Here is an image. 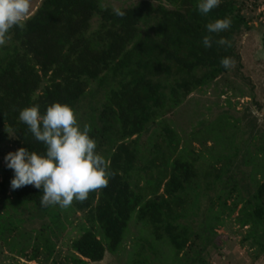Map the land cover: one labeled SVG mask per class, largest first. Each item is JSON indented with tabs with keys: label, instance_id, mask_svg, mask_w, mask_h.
Masks as SVG:
<instances>
[{
	"label": "trees",
	"instance_id": "1",
	"mask_svg": "<svg viewBox=\"0 0 264 264\" xmlns=\"http://www.w3.org/2000/svg\"><path fill=\"white\" fill-rule=\"evenodd\" d=\"M166 1L174 8L141 2L119 10L124 14L117 16L98 0H42L2 38L0 129L12 132L16 150L24 147L42 153L45 149L19 120L21 109L35 105L43 113L48 105L60 102L76 112L91 83L110 90L92 124L99 131L120 125L119 139L106 159L111 173L107 185L75 202L89 229L71 244L74 264L100 263L107 250L117 251L133 214L157 241H166L178 257L185 256L186 264H211L208 248L215 247L218 234L203 231L211 229L212 220V229L223 227L225 217L233 215L240 229L248 231L247 239L264 253V172L235 182L230 189L221 180H203L194 163L197 159L181 158L187 155L185 148L180 153L179 137L169 125L163 127L169 113L230 70L221 66L222 58L230 57L232 67L240 65L237 38L249 24L235 0L219 2L207 15L198 13L199 0ZM96 17L100 22L93 30ZM225 17L231 21L227 30L206 32L207 23ZM205 35L213 41L210 48L202 45ZM220 38L228 44L216 43ZM155 125L161 126L156 142L150 133ZM96 133L93 129L89 136ZM146 133L152 137L150 150L138 147ZM8 171L5 164L4 180ZM139 174L145 186L138 191L132 181ZM0 190V196H7L5 181ZM202 191L206 205L200 214L194 208ZM10 194L12 204H33L41 212L55 207H42V192L32 185L12 189ZM198 221L205 223L201 231ZM97 229L102 230L107 247ZM139 248L146 250L141 244Z\"/></svg>",
	"mask_w": 264,
	"mask_h": 264
},
{
	"label": "rangeland",
	"instance_id": "2",
	"mask_svg": "<svg viewBox=\"0 0 264 264\" xmlns=\"http://www.w3.org/2000/svg\"><path fill=\"white\" fill-rule=\"evenodd\" d=\"M41 1L30 0L26 17ZM98 1L104 10L113 11L131 8L141 2H149L153 7L174 8L166 0ZM235 1L249 24L237 38L240 65H234L215 82L193 93L179 109L169 113L162 124L163 127L169 125L179 137L180 153L185 148L187 155L179 154L180 157L193 162L197 159L194 163L201 179L221 180V185L226 182L228 189L235 182L255 179L264 172V60L257 58V53L264 50V0ZM99 22V17L93 20V30L98 28ZM109 91L107 85L101 88L99 82L91 83L87 96L74 111L78 124L81 127L88 125L89 135L91 130H98L92 139L96 142V151L105 160L117 144L120 125L107 129L108 135L107 130L101 128L99 131L92 123L101 113L98 110L102 109ZM152 128V141L156 142L161 126ZM149 137V133L143 135L139 149L152 148V142H149L152 137ZM13 142L12 132L0 129V184L5 181L8 191L7 196H0V264H74L75 253L71 244L89 229L88 223L77 210L75 199L69 207L55 206L50 212H41L33 204H12L8 200L13 171L9 169L7 181L4 180V156L16 150ZM140 178L139 174L138 180L132 181L138 191L139 186H145ZM203 196L202 191L200 202L194 208L200 214L205 211ZM235 216L225 217V225L217 230L212 229L214 220L209 231L204 229L205 223L198 221L203 233L208 232L214 237H217L215 233L218 234L215 247L208 248V261L211 264H264V253L256 242L247 239L248 231L240 229ZM97 230L99 239L107 247L102 230ZM140 244L145 246V251L140 250ZM168 246L166 241H157L150 229L139 222L137 214H133L118 250H107L102 262L88 264L187 263L185 256L178 257Z\"/></svg>",
	"mask_w": 264,
	"mask_h": 264
},
{
	"label": "clouds",
	"instance_id": "3",
	"mask_svg": "<svg viewBox=\"0 0 264 264\" xmlns=\"http://www.w3.org/2000/svg\"><path fill=\"white\" fill-rule=\"evenodd\" d=\"M219 0H199L197 11L207 15L217 7ZM30 10V0H0V44L11 28L19 27ZM116 10L115 15L123 16ZM231 21L225 17L205 25L209 34L220 33L230 27ZM202 45L210 48L213 41L210 35L202 37ZM219 45L228 41L220 38ZM264 60V50L257 53ZM230 57L220 60L223 68L233 65ZM19 120L45 149L42 153L21 147L4 156L6 167L13 171L10 186L13 190L25 185L40 189L42 207L59 206L67 208L73 199L84 201L89 192L107 185L111 173L107 170L105 158L96 151V142L89 136L87 124L81 127L72 107L54 102L43 113L38 106L20 110Z\"/></svg>",
	"mask_w": 264,
	"mask_h": 264
}]
</instances>
